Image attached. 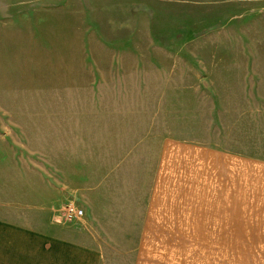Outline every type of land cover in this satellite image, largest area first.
<instances>
[{"label": "rangeland", "instance_id": "1", "mask_svg": "<svg viewBox=\"0 0 264 264\" xmlns=\"http://www.w3.org/2000/svg\"><path fill=\"white\" fill-rule=\"evenodd\" d=\"M113 109L127 112L116 134L143 135V151L175 138L251 170L246 158L264 159V0H0V218L37 220L23 176L59 180L50 165L73 148L75 124L91 137ZM44 116L45 157L26 130ZM72 196L52 201V221L88 232L66 219L69 205L84 209ZM183 237L146 242L143 264H264L249 242Z\"/></svg>", "mask_w": 264, "mask_h": 264}, {"label": "crops", "instance_id": "2", "mask_svg": "<svg viewBox=\"0 0 264 264\" xmlns=\"http://www.w3.org/2000/svg\"><path fill=\"white\" fill-rule=\"evenodd\" d=\"M126 113L99 117L88 138L79 137L85 126L76 123L73 148L52 158L59 180L44 174L37 183L36 170H28L23 177L27 194L40 203L32 207L39 218L26 224L0 218V264H100L105 257L108 264H143L146 242L175 235L188 242L246 241L248 256L264 259V159L246 158L255 164L244 170L241 156L169 137L143 151V135L132 137L128 126L119 128L124 136L115 132L116 114ZM28 127V144H42L48 156L46 117L33 131ZM71 196L85 209L88 232L52 221V201Z\"/></svg>", "mask_w": 264, "mask_h": 264}, {"label": "built area", "instance_id": "3", "mask_svg": "<svg viewBox=\"0 0 264 264\" xmlns=\"http://www.w3.org/2000/svg\"><path fill=\"white\" fill-rule=\"evenodd\" d=\"M65 214L67 215V221H83L85 218V211L82 208L77 207L76 205H69L65 209Z\"/></svg>", "mask_w": 264, "mask_h": 264}]
</instances>
